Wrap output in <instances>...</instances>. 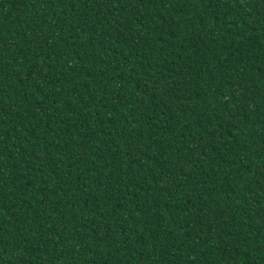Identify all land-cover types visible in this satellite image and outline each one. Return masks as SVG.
<instances>
[{"label": "trees", "instance_id": "obj_1", "mask_svg": "<svg viewBox=\"0 0 264 264\" xmlns=\"http://www.w3.org/2000/svg\"><path fill=\"white\" fill-rule=\"evenodd\" d=\"M0 264H264V0H0Z\"/></svg>", "mask_w": 264, "mask_h": 264}]
</instances>
